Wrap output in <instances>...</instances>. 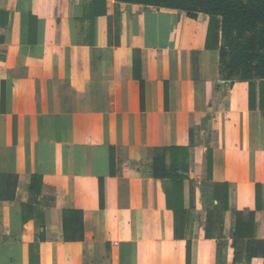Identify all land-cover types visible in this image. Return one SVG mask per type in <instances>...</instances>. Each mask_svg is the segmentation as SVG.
Wrapping results in <instances>:
<instances>
[{"label":"crops","instance_id":"0c3cea01","mask_svg":"<svg viewBox=\"0 0 264 264\" xmlns=\"http://www.w3.org/2000/svg\"><path fill=\"white\" fill-rule=\"evenodd\" d=\"M91 1L0 0V175L17 177L0 184V264H31V248L38 264H264L235 262L233 245L236 227L253 238L258 198L264 210V110L206 49L210 16L106 0L85 17ZM165 146L189 148L186 238L153 175ZM66 209L83 240H65Z\"/></svg>","mask_w":264,"mask_h":264},{"label":"trees","instance_id":"16d2710c","mask_svg":"<svg viewBox=\"0 0 264 264\" xmlns=\"http://www.w3.org/2000/svg\"><path fill=\"white\" fill-rule=\"evenodd\" d=\"M125 3H139L178 9L195 16L205 13L210 16L206 49L218 50L221 58V72L225 80L249 81V108L264 110V0H117ZM107 8L106 0H92L85 17H96ZM32 20L36 17L30 16ZM141 60H134V77L141 85L144 96V80ZM197 62L195 58V69ZM115 157L111 153V174H114ZM208 177L213 176V150L208 151ZM153 175L167 181L166 205L174 212L175 237L186 238L191 235L194 216V196L190 191V206H185V181L189 175V148L187 146H165L155 149L153 158ZM0 184H17L15 175H0ZM41 186L39 176L33 175L30 187ZM258 207L253 219L245 225L255 227L253 238L238 227L233 231L235 262L251 261L255 257L264 259V210ZM100 206H104V193L100 189ZM261 229L262 232L261 233ZM63 230L66 241L84 239L83 213L79 210L66 209L63 212ZM247 234V235H246ZM31 264H38L39 257L34 256L31 248Z\"/></svg>","mask_w":264,"mask_h":264}]
</instances>
